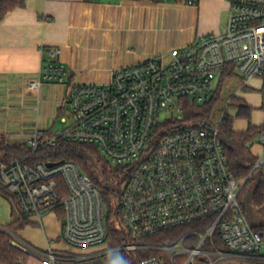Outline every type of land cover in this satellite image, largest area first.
<instances>
[{"label": "built area", "instance_id": "obj_1", "mask_svg": "<svg viewBox=\"0 0 264 264\" xmlns=\"http://www.w3.org/2000/svg\"><path fill=\"white\" fill-rule=\"evenodd\" d=\"M179 1L196 6L199 0ZM225 1L230 13L223 34L203 35L167 56L119 68L106 85L67 83L60 50L46 52L49 61L24 88L38 93L44 84L66 86L67 127L49 139L37 132L29 146L37 151L63 138L95 146L111 166L123 168L116 189V224L128 243L111 245L103 254L77 255L53 249L47 238V249L41 250L14 235L15 247L31 260L28 264H82L102 256H116L114 261L125 264L126 256L149 249L163 257L140 264H215L213 257L264 264V218L260 223L249 220L244 182L235 178L222 142L221 128L229 116L223 113L217 125H186L180 106L182 99L209 102L229 65L235 67L241 89L257 79L264 94V0ZM232 105L229 101L227 108ZM164 113L170 116L167 124L161 121ZM258 140L263 153L253 173L264 172V132ZM0 187L41 225L45 215L62 207L63 239L71 247L109 242L107 203L75 163L51 168L47 163H0ZM205 221L211 222L201 233H191L198 238L194 247H187L184 239L160 248L139 244L160 232ZM218 239L225 249L218 247Z\"/></svg>", "mask_w": 264, "mask_h": 264}, {"label": "crops", "instance_id": "obj_2", "mask_svg": "<svg viewBox=\"0 0 264 264\" xmlns=\"http://www.w3.org/2000/svg\"><path fill=\"white\" fill-rule=\"evenodd\" d=\"M229 13L225 0H199L196 6L175 0H27L0 23V145H29L37 132L49 139L67 127L66 86L44 84L38 93L24 88L49 61L48 50H60L67 83L106 85L119 68L167 56L203 35L223 34ZM248 88L262 93V82L252 80ZM243 91L240 85L227 104L239 101ZM242 105L252 109L250 119L239 117ZM231 107L230 114V107L225 111L233 118L234 132L264 125L262 102ZM253 109L262 115L252 124ZM59 121L66 124L63 130L55 129ZM262 153L257 138L249 154L257 159ZM0 201L9 206L14 221L9 202L1 196ZM252 216L259 222L257 214Z\"/></svg>", "mask_w": 264, "mask_h": 264}, {"label": "trees", "instance_id": "obj_3", "mask_svg": "<svg viewBox=\"0 0 264 264\" xmlns=\"http://www.w3.org/2000/svg\"><path fill=\"white\" fill-rule=\"evenodd\" d=\"M26 1L27 0H0V23H2L13 11L24 8L26 6ZM150 1L159 2L160 0ZM175 1L183 3L179 0ZM228 68L229 70L222 76L209 102L204 105H198L190 99H182L180 101L184 124L198 125L205 123L213 125L210 121L211 114L215 105L221 99L225 90H227L226 85L231 84L233 86L234 83L237 84L236 87L241 85V81H239L235 70H233L235 67L229 65ZM244 89L250 91V88ZM229 91L231 93V90ZM240 109L239 117L251 118L252 109L250 107L242 105ZM224 114H226V111H224ZM221 131L223 146L231 170L237 180L244 182L242 194L244 197L249 194L251 195L252 202L250 208H253L252 214H257V209L264 207V172L257 171L253 173L256 159L250 156L249 147L256 141L259 135L264 132V125L259 127L250 125L246 132L236 133L233 130V118L228 117ZM47 137L53 138L54 136L48 135ZM244 154H247V157H245ZM14 161H19L29 166H34L37 163L51 164L67 161L78 165L84 174L91 177L93 184L100 190L107 203L109 209V242L115 246H123L128 243L126 239L120 236V231L116 224V189L123 181L121 176L123 168L114 169L109 162L99 154L95 146L69 142L63 138L57 139V143L54 147H44L37 151H34V149L27 144L19 147L0 145V163L11 164ZM254 180H257V184L252 187L251 184ZM0 196L11 205L12 217L14 218L13 222L5 226L0 222V264H28L31 260L21 250L13 246L12 243L13 236H17L20 231L24 230L25 227L31 223V218L21 212L16 198L2 187H0ZM247 213L248 215L250 214V212ZM56 214H58L59 217L63 215V218L61 217L62 219L65 217V212L62 207L57 209ZM210 222L211 221H205L166 230L141 240L139 244L151 248H160L174 245L184 239L185 245L191 248L198 242V238L191 235V233H201L202 229L210 224ZM216 242L220 249H225L223 243L219 239ZM161 257H163V255L154 249L142 250L126 256L125 264H140L144 259ZM105 264H118V262L106 260Z\"/></svg>", "mask_w": 264, "mask_h": 264}, {"label": "rangeland", "instance_id": "obj_4", "mask_svg": "<svg viewBox=\"0 0 264 264\" xmlns=\"http://www.w3.org/2000/svg\"><path fill=\"white\" fill-rule=\"evenodd\" d=\"M224 27H222L223 31ZM220 35V34H218ZM237 84L234 83L233 86L227 84L226 88L227 90H231L232 94H235L238 91V87H236ZM225 90L224 94L222 95L221 99L217 102L215 105L214 110L212 111L211 114V123L213 125H217L218 121L220 120L221 116L223 115L224 111L226 110L227 107V101L232 95L230 91L228 92ZM261 98V99H260ZM245 101L249 105H259L260 102L264 105V94L263 93H258L255 91H243L239 93V101H233V105H238L239 103H243ZM228 114L233 110V107H230L227 109ZM179 114L177 113L175 116H178ZM261 113L256 109H253V118L250 121L252 124L253 122L259 121L261 118ZM168 113H164L161 116V121L162 123L167 124V119L169 118ZM66 124L61 123L60 121L57 122L55 129L56 130H63L65 128ZM165 127V125L162 126V128ZM245 157H247V154H244ZM114 169L117 167L112 166ZM257 184V180H254L251 184L252 187H254ZM246 198V197H245ZM250 214L253 213V208L251 207L249 210ZM257 216L259 219L260 223L263 218H264V208H258L257 211ZM63 215L58 216V214L51 213L47 214L43 217V225L39 223V221L36 218L31 217V223L25 227L24 230L20 231L17 234V237L23 240L24 242L38 248L41 250H46L47 249V244H46V238L50 242H54L51 244L53 249L56 250H61L64 252L70 251L75 254H83V255H91V254H103L106 252L107 248L111 246V242H108L106 244H103L99 247L95 248H86V249H79V248H73L70 245H68L64 239H63V224H64V219ZM12 218L9 213V206L4 204L2 201H0V222L3 226L8 225L10 222H12ZM121 257H119L120 259ZM213 262L215 264H261L257 263L255 261L251 260H245V259H238V258H220L218 259L217 257H213ZM106 262V257H98L94 259L93 261L87 262L86 264H105ZM29 263V262H28ZM198 264H201L200 261H198ZM206 264V263H202Z\"/></svg>", "mask_w": 264, "mask_h": 264}, {"label": "water", "instance_id": "obj_5", "mask_svg": "<svg viewBox=\"0 0 264 264\" xmlns=\"http://www.w3.org/2000/svg\"><path fill=\"white\" fill-rule=\"evenodd\" d=\"M56 165H57V163H51V164H48V167L51 168V167H54ZM251 202H252V198H251V195L249 194V195L246 196V198L244 200V203H243L244 204V207H245V209H246L247 212H249V209H250V206H251ZM248 217H249V220L252 223H255L256 222V220L254 219V217L251 214H249ZM12 245L13 246H16L15 243H12ZM114 259H116V256L111 257V260H114Z\"/></svg>", "mask_w": 264, "mask_h": 264}]
</instances>
